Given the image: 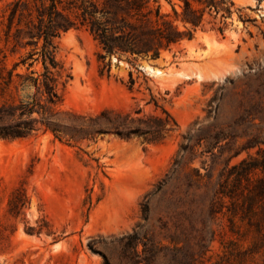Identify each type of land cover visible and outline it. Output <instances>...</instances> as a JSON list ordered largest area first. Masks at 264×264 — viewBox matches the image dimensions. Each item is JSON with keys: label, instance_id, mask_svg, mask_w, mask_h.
I'll use <instances>...</instances> for the list:
<instances>
[{"label": "rangeland", "instance_id": "obj_1", "mask_svg": "<svg viewBox=\"0 0 264 264\" xmlns=\"http://www.w3.org/2000/svg\"><path fill=\"white\" fill-rule=\"evenodd\" d=\"M10 1L0 0V19ZM159 2L165 13L184 5ZM227 7L230 13L206 11L193 46L185 42L136 66L113 59L110 76L106 69L100 74V49L87 31L73 29L56 40L64 68L58 107L64 124L74 120L71 113L89 118L112 109L136 116L138 109L148 115L163 108L179 127L159 144L114 134L58 139L45 128L24 139L0 138V264H105V258L134 264L132 243L123 240L134 230L142 239L141 259L143 242L160 250L155 264H180L183 254L174 251L184 247L196 264H216L230 241L251 246V234L240 238L231 232L226 208L212 218L210 203L223 170L258 150L229 160V147L236 142L233 148H240L253 137L264 140V0H229ZM26 52L12 53L0 27V62L11 68ZM146 67L163 73L150 74ZM191 128L203 139L179 156ZM216 138L226 152L219 156L217 147L213 157L207 149ZM16 189L27 203L14 216L9 200ZM210 227L216 237L205 252L201 239L208 240Z\"/></svg>", "mask_w": 264, "mask_h": 264}, {"label": "trees", "instance_id": "obj_2", "mask_svg": "<svg viewBox=\"0 0 264 264\" xmlns=\"http://www.w3.org/2000/svg\"><path fill=\"white\" fill-rule=\"evenodd\" d=\"M183 2L181 11L173 7L172 13L163 12L159 0H12L7 3L0 19L4 40L11 44L12 53L27 52L11 68L4 60L0 62V138L24 139L45 128L58 139L63 135L81 140L114 134L123 139L139 138L147 144L163 142L179 127L175 118L163 108L162 114L148 115L138 109L136 116L112 109L89 118L71 113L74 120L64 124L60 118L62 112L58 109L62 100L60 85L64 68L57 59L55 42L70 30L87 31L100 49L97 53L98 61L103 64L100 74L104 75L106 69L110 76L113 59L118 63L126 58L133 66L141 60L157 61L167 51L195 40L198 30L204 26L207 10L216 14L220 11L230 13L229 0ZM129 75L132 89L135 80L132 72ZM156 107H159L157 103ZM191 131L192 128L183 135L186 143L181 144L179 156L193 151L203 139L197 140ZM220 139L216 138L207 149L213 157L217 147L219 156L226 152V148L219 146ZM235 143L229 147L230 152L234 151L229 160L243 151L258 150L255 155H248L223 170L210 203V214L215 218L226 208L231 232L240 238L251 234L253 241L246 249L236 241H230L224 256L216 264H264V140L253 137L234 149ZM184 158L185 154L181 159ZM174 162L177 171L181 160ZM166 183L164 180L154 195ZM26 203L25 194L16 189L9 200V213L18 215ZM144 205L147 219L149 206L148 203ZM208 234V240L201 239L205 252L214 241L216 231L210 227ZM124 239L132 243L134 264H155L160 250L143 242L144 258L141 259L137 252L142 242L138 231L125 235ZM177 239L172 238L173 241ZM174 252L183 254L180 264L197 262L195 254L188 253L186 247ZM105 259V264H110ZM169 260H176L175 253Z\"/></svg>", "mask_w": 264, "mask_h": 264}, {"label": "bare ground", "instance_id": "obj_3", "mask_svg": "<svg viewBox=\"0 0 264 264\" xmlns=\"http://www.w3.org/2000/svg\"><path fill=\"white\" fill-rule=\"evenodd\" d=\"M195 44V41H192L191 43H190V46H193ZM165 55H166V53H165ZM146 70H148V72L150 73V74H153V75H161L163 72L162 71H160V70H158V69H152V68H150V67H146L145 68Z\"/></svg>", "mask_w": 264, "mask_h": 264}]
</instances>
